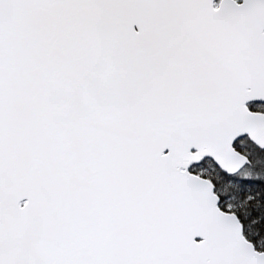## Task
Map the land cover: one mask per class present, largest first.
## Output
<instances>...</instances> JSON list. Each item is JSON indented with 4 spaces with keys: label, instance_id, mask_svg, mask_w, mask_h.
Listing matches in <instances>:
<instances>
[{
    "label": "snow or ice",
    "instance_id": "1",
    "mask_svg": "<svg viewBox=\"0 0 264 264\" xmlns=\"http://www.w3.org/2000/svg\"><path fill=\"white\" fill-rule=\"evenodd\" d=\"M0 264H264V0H0Z\"/></svg>",
    "mask_w": 264,
    "mask_h": 264
}]
</instances>
